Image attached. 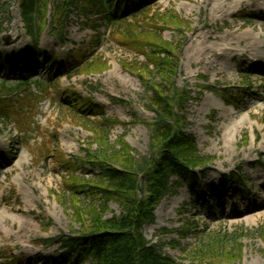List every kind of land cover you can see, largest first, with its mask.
<instances>
[{
	"label": "rangeland",
	"instance_id": "obj_1",
	"mask_svg": "<svg viewBox=\"0 0 264 264\" xmlns=\"http://www.w3.org/2000/svg\"><path fill=\"white\" fill-rule=\"evenodd\" d=\"M48 2L40 49L55 57L57 65L70 53L80 51L84 57L67 76L58 78L57 71L43 63L27 90H14L12 96L0 93L13 111L32 106L22 115L30 123L25 131L14 120L0 119V264H42L39 258L64 253L62 243L80 233L65 184L71 176L65 169L66 162L76 161V174L85 180L99 175L87 158L98 149L94 126L106 129L110 147L118 150L125 144L136 157L149 155L148 123L154 115L145 106L148 93L123 68L145 63V55L126 48L123 42L129 36L123 34L127 28L139 32L154 27L163 28L166 42L181 45L175 86L193 99L183 111L185 132L212 161L194 185L199 192L183 186L165 197L154 222L143 227V236L179 264H264V49L254 51L247 39L260 36L264 48V0H157L150 14L129 17L130 25L118 29L88 22L74 11L64 29L65 43L51 32L53 0ZM221 4L244 5L221 16ZM157 13H174L188 22V29L178 34L163 27ZM10 16L0 35V52L14 63L27 53L29 41L17 1L11 2ZM233 27L240 36L234 49L252 53L253 61L247 55L211 54ZM7 35L10 43L4 45L2 37ZM206 36L209 40L201 44ZM198 51L205 52L210 64L197 59ZM88 64L98 67L82 72ZM69 92L102 106L103 114L69 112L74 104L65 97ZM104 119L116 122L103 127ZM207 195L215 202L199 201ZM78 199L83 205L94 203L85 193ZM119 214V207L109 203L106 217Z\"/></svg>",
	"mask_w": 264,
	"mask_h": 264
},
{
	"label": "trees",
	"instance_id": "obj_2",
	"mask_svg": "<svg viewBox=\"0 0 264 264\" xmlns=\"http://www.w3.org/2000/svg\"><path fill=\"white\" fill-rule=\"evenodd\" d=\"M13 1L15 0H7L3 4L0 2L2 20H9L8 8ZM155 1L86 0L83 13L97 14L116 29L126 28L130 23L120 15L122 11L129 8L127 16L134 14L135 18L148 15ZM47 4L48 0H20L21 19L31 40L29 55L22 59V63L34 64L33 69H36L35 60L38 58L55 62L54 58L38 48L39 37L46 26ZM73 4L69 0H54L50 24L55 25L58 31L63 29L65 13ZM156 19L163 27H172L178 34L182 33V29H188L189 25L174 13H157ZM154 29L155 31L136 32V29L127 28V33L123 34L129 36L123 42L126 48L145 55V63L133 67L123 65V68L137 77L146 94L148 93L145 106L154 115L153 121L148 123L149 155L136 157L120 141L118 150L114 146L110 147L106 129L94 126L98 149L92 155L88 154L87 158L99 170V175L91 181L85 180L76 174V161L66 162L65 169L71 176L70 181L65 184L71 192L74 219L81 224V231L62 243L66 250L64 253L42 258V264H179L164 254L160 246L150 244L144 238L143 227L154 222L155 210L160 202L177 193L180 187L186 185L192 193L198 192L194 185L206 174L212 159L201 154L195 139L185 132L188 123L183 111L192 99L188 92L175 86L181 45L166 42L161 34L163 28ZM52 30L55 32V29ZM61 36L62 33L59 37L63 41ZM144 49L149 52L145 53ZM2 62L3 58L0 57V65ZM70 63L66 61L65 65ZM76 66L72 62L71 67ZM97 67L88 64L81 71L87 73L95 71ZM3 72L10 76L20 74L9 66ZM22 75L28 76V73ZM28 86L23 81L8 85L0 80V93L11 95L14 90H25ZM70 97L76 101V107L68 110L69 112L86 110L85 113L92 111L101 114V107L95 106L89 99L75 94ZM24 114L22 110L20 113L1 112L0 119L14 120L22 126ZM115 122L104 119L101 124L106 127ZM174 178L177 180L172 182ZM80 193L92 197L94 203L81 204L78 199ZM206 198L207 196H203L200 201L203 202ZM111 202L119 207L120 214L107 218Z\"/></svg>",
	"mask_w": 264,
	"mask_h": 264
},
{
	"label": "bare ground",
	"instance_id": "obj_3",
	"mask_svg": "<svg viewBox=\"0 0 264 264\" xmlns=\"http://www.w3.org/2000/svg\"><path fill=\"white\" fill-rule=\"evenodd\" d=\"M225 1H227V0H225ZM240 1H242V0H240ZM225 5L226 4H221V5L218 6V10L219 11L217 10V13L220 14L221 16L224 13H226L227 11L235 10V9L241 7L244 4H229V5H226L227 7ZM237 29H239V28L233 27L232 30L226 36H224L221 39V41L219 42L220 45L215 46L214 49H211L212 50L211 54H213L215 56H220V57L229 56L230 58H234L236 54H238L240 57H244V56L247 55V59L249 61H253L256 58V56L253 55L252 53L249 52L247 54L246 52L243 53V49L240 52H238L236 49H234L235 46L239 45V42H238L237 39L240 36L239 35L237 36ZM251 31H253V30H251ZM209 38H210L209 36L204 37L202 39V43L201 44L206 43L209 40ZM247 39L250 40V44L253 47L254 51H256L257 49H260V50L264 49V48H261L262 40H261L260 36H253L251 34V35L247 36ZM252 43L254 45H252ZM196 55H197V59L200 62H203V63H206V64H210V62H207L206 58L204 57L205 56V52L204 51H198Z\"/></svg>",
	"mask_w": 264,
	"mask_h": 264
}]
</instances>
